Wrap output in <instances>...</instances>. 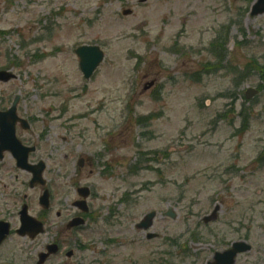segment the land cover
<instances>
[{
  "label": "rangeland",
  "instance_id": "1",
  "mask_svg": "<svg viewBox=\"0 0 264 264\" xmlns=\"http://www.w3.org/2000/svg\"><path fill=\"white\" fill-rule=\"evenodd\" d=\"M253 1L0 0V69L17 77L0 83V110L18 97V115L33 121L18 137L35 146L31 161L46 164L58 195L46 219L57 226L34 240L11 238L2 263L36 264L56 240L62 251L45 264H146L154 247L169 250L170 237L187 243L189 228L217 208L216 223H200L201 235L248 239L251 251L235 264H264V157L257 159L264 148V15H250ZM219 33L227 36L216 47L223 53L217 67L209 49ZM82 45L104 53L86 82L74 55ZM258 87L253 100H242ZM149 116L150 126L138 128L137 119ZM140 155L146 164L131 172ZM80 158L93 162L79 182ZM5 162L17 177L3 175L1 183L18 191L24 174L11 157ZM85 182L97 195L88 222L65 233L77 197L71 184ZM40 193L29 194L34 216ZM168 208L174 220L164 216ZM152 211L159 237L148 242L135 226Z\"/></svg>",
  "mask_w": 264,
  "mask_h": 264
},
{
  "label": "flooded vegetation",
  "instance_id": "2",
  "mask_svg": "<svg viewBox=\"0 0 264 264\" xmlns=\"http://www.w3.org/2000/svg\"><path fill=\"white\" fill-rule=\"evenodd\" d=\"M20 126H17L16 128V133L17 134H24V133H28V131L23 132ZM21 143L24 144L25 146H29L31 147L32 144L31 142H29L27 139H23L21 140ZM6 156H9L8 153H5L3 155V157L0 159V233H1V223H7L9 225V236L7 237V239L0 245V251L2 249V247L11 239V238H15V230H16V226L18 224V213H19V209L21 207H26L27 210H29L31 212V203H32V198H30V195L33 193V189L29 188V181L31 179V174L24 172V171H19L21 174H24V180L20 183V188L21 191V198L18 201V191L16 188H11V190H7L6 185L3 186V184L1 183V178L4 176H6L9 172H10V168L7 165V163L5 162V158ZM10 157V156H9ZM95 159V158H94ZM80 160L82 161L81 164V168H77L76 171L78 172L77 174V178L75 179V181H82L78 178H80L81 176V172L83 169L85 168H91V164L93 162V160L91 161V163L84 158H80ZM11 162L12 168L15 169L16 172H18L16 166H15V162L14 160L11 158ZM92 172V169L89 170V173ZM8 176L10 177V179L12 177H17V174L15 175H11L8 174ZM82 185V184H80ZM77 185V184H71V187L74 188V192L76 191V199L72 202L71 206L72 209L75 211L74 215L71 217L76 218V217H83L84 220H86V217L89 214L90 208H91V204L90 201H92L93 199L96 198V192L92 191L91 186L89 185L88 182H85L82 186ZM86 189L84 191L80 190V189ZM18 189V190H19ZM44 190L47 191L48 193V209L47 210H42L41 213L38 215V219L45 225V227H50L52 225H55V223L53 221L50 222V224L48 225L46 222V219L49 218V216L51 215V213L54 210V206H55V199L57 197V201H58V195L55 193V187L54 184L47 179V177L45 178V187L43 188ZM63 193V192H62ZM30 194V195H29ZM56 201V202H57ZM20 207V208H19ZM19 208V209H18ZM88 210V212L86 214L82 213V210ZM55 217L57 220H59L60 218H62L61 212L59 211H55ZM70 218V219H71ZM60 225L62 226V223H60ZM57 226V225H55ZM66 226V225H65ZM71 231H68L67 233H69ZM193 238H191V244H193ZM236 238H232L231 243L235 242ZM55 243L57 244L58 248H59V253L62 250V246L61 243L59 241H55ZM218 242L216 241L215 238H210V239H198L197 243L195 244L196 246H203V247H209L210 249H214L212 251V253L214 254L215 252H217L218 247H217ZM207 248V249H209ZM226 247H224L221 250H225ZM212 254V256H213ZM211 256V257H212ZM209 262H207L208 264ZM0 264H7V263H2L1 260V256H0Z\"/></svg>",
  "mask_w": 264,
  "mask_h": 264
},
{
  "label": "water",
  "instance_id": "3",
  "mask_svg": "<svg viewBox=\"0 0 264 264\" xmlns=\"http://www.w3.org/2000/svg\"><path fill=\"white\" fill-rule=\"evenodd\" d=\"M264 11V0H259L257 7L255 8L254 13H262ZM124 15L129 14L128 11L123 12ZM76 55L79 58V68L84 75L85 79H89L92 73L95 71L99 63L103 59V54L97 47H80L76 50ZM12 79H15V76L8 72H0V82H8ZM249 98V97H248ZM18 98H15L11 108L8 112L0 114V156L4 151H10L14 158L17 160V166L21 169H30L33 172V184L42 185L41 173L43 171V166L40 164L38 167L29 168L26 166V157L29 149H24L20 143L15 138V124L19 121L22 126L27 129L28 125L25 121L17 118L15 110L17 106ZM47 196L44 195L40 199V204L46 206ZM154 214H150L146 217L145 221L148 222L143 228L147 229L150 226V221L153 218ZM83 222L80 220L73 221L68 227H77L82 225ZM43 233V227L40 223L36 222L34 219L26 215L24 211L21 215V228L18 231L20 236L28 235L30 238H34L36 235ZM4 238L2 236L0 241ZM48 254H41L39 256V263L42 264L50 254H55V246H49L47 248ZM235 251H239L237 246ZM71 254H68L70 256ZM235 252H230L226 254V259L228 264L232 263V258L234 257Z\"/></svg>",
  "mask_w": 264,
  "mask_h": 264
},
{
  "label": "trees",
  "instance_id": "4",
  "mask_svg": "<svg viewBox=\"0 0 264 264\" xmlns=\"http://www.w3.org/2000/svg\"><path fill=\"white\" fill-rule=\"evenodd\" d=\"M216 59H218V61H221L222 60V56L217 55Z\"/></svg>",
  "mask_w": 264,
  "mask_h": 264
}]
</instances>
